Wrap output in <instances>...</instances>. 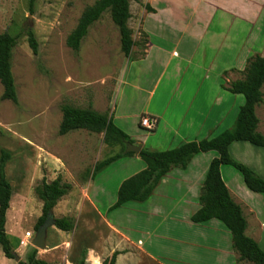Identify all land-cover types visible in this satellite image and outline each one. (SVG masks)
Wrapping results in <instances>:
<instances>
[{
    "label": "rangeland",
    "instance_id": "1",
    "mask_svg": "<svg viewBox=\"0 0 264 264\" xmlns=\"http://www.w3.org/2000/svg\"><path fill=\"white\" fill-rule=\"evenodd\" d=\"M242 1L249 4L254 0ZM94 2L36 0L30 11L29 0H0V34L7 33L16 39L11 70L18 99L17 104L1 100L3 89L0 84V149L11 153L5 168L12 187L5 228L15 254L14 259H7L0 248V264L24 261L29 251L35 249L32 246L20 247L19 240L23 239L25 232L32 233L31 240L35 235L42 202L35 195L34 188L43 177L47 182L54 180L57 165L62 163L69 171L65 172L68 179L79 181L81 175L85 172L89 174L97 162L121 151L120 146L105 144L102 133L76 130L60 135L62 106L91 107L99 113L114 116L115 124L127 134L144 135L138 125L140 113L148 101L144 93L151 89L162 63L170 60L173 50L187 58L194 50L191 69L184 73L201 77L207 71H203L202 66L206 69L208 60L213 61L217 43L224 40L227 44L224 61H215L210 66L212 81L218 79L217 73L223 65L239 66L237 70L225 74L224 85L243 78L242 71L249 58L264 55V10L258 17H253V14L249 29H246L244 22L249 19L246 13L251 11L252 14L253 7L243 11L240 25L215 8H222L227 3L238 6L239 0H129L131 18L128 26L137 43L129 57L121 52L119 33L108 12L103 13L89 28L79 51L75 52L67 47L66 38L75 28L83 10ZM230 24L231 30L225 34V40L220 30ZM29 31L37 41L36 54L27 42ZM203 33L205 44H197ZM239 55L240 61L237 59ZM143 60L151 61L146 72ZM196 62L200 63V69L196 68ZM140 86L143 92L138 91ZM262 93L263 100L257 106L256 114L258 131L264 135V86ZM235 97L242 105L243 97ZM239 108L240 105L236 104L235 110ZM233 124L225 130L231 129ZM229 154L264 180L263 148L247 142H235L230 146ZM216 156V152H208L199 155L198 159L205 161ZM133 157H122L95 175L94 181L104 188L100 197L103 207L116 201L117 187L123 180L145 167L140 158ZM220 168L223 180L243 203L244 210L246 206L251 208L243 211L248 222L246 235L264 251V196L248 190L235 168L227 165ZM61 178L64 182L68 180ZM57 204L53 217L74 218L78 223L77 229L63 233L54 226L49 227L45 248L36 249L37 258L52 264H77L92 243L106 240L101 233L92 232L88 226H83V231L80 229L82 220L77 219V209H69L65 203ZM142 205L140 202H129L110 211L108 218L121 231L128 232L134 243L137 240L150 243L154 253L159 254L160 261L167 264H177L180 260L213 264L217 253L207 248L217 241L211 234L208 235L205 227L195 224L191 229L182 222L176 224L167 219L146 227L140 212ZM145 228L150 230V236L145 235ZM181 240L193 245L182 244ZM219 243L226 248L224 241ZM230 249L232 251L231 239L227 250ZM91 257L93 264H99L92 251ZM227 262L252 264L233 256H227Z\"/></svg>",
    "mask_w": 264,
    "mask_h": 264
},
{
    "label": "trees",
    "instance_id": "2",
    "mask_svg": "<svg viewBox=\"0 0 264 264\" xmlns=\"http://www.w3.org/2000/svg\"><path fill=\"white\" fill-rule=\"evenodd\" d=\"M36 0H29L30 11ZM108 12L112 23L119 33L121 52L129 57L133 46L137 43L132 38V30L128 26L131 18L129 0H95L81 13L75 28L66 38V45L78 52L89 28L97 22L103 13ZM27 42L34 54L37 53V41L32 32L27 33ZM16 39L7 33L0 34V84L3 92L1 100L17 104V93L11 70L12 51ZM243 78L229 82L222 88L243 97V104L236 115L233 127L221 132L214 138L186 142L166 151H148L141 149L138 157L144 162L145 168L125 179L118 187L116 201L109 210H115L128 202H144L153 193L161 179L173 168L186 169L194 156L200 153L216 152L208 166L199 195V209L191 216L195 224L217 220L230 233L231 245L239 261L252 264H264V251L251 237L246 235L247 222L241 207L236 204L223 182L220 167L227 165L240 172L246 188L264 196V180L247 166L236 162L229 154V146L235 142H247L264 149V135L258 131L259 119L256 108L263 100L264 86V55H255L246 61ZM226 72L223 73L225 76ZM62 119L59 134L65 135L76 130H87L103 134V141L110 146H120L121 151L97 162L92 170V176L116 160L132 156L133 153L123 154L125 143L133 141L113 122L112 116L99 113L93 108H76L68 105L61 107ZM11 159L10 151L0 149V248L5 258L14 259L15 254L6 233V215L10 208L12 187L9 183L5 168ZM71 185L64 182L60 175L53 181L47 182L43 177L34 188V193L42 202L41 215L35 224L37 230L51 216L57 202L71 191ZM53 219L54 227L62 232L71 233L76 230L74 218L62 217ZM27 259L17 264H52L37 258L36 249L29 251ZM119 253L114 252L105 264H116ZM88 258L93 263L91 251ZM77 264H86L82 255Z\"/></svg>",
    "mask_w": 264,
    "mask_h": 264
},
{
    "label": "crops",
    "instance_id": "3",
    "mask_svg": "<svg viewBox=\"0 0 264 264\" xmlns=\"http://www.w3.org/2000/svg\"><path fill=\"white\" fill-rule=\"evenodd\" d=\"M262 1L263 0H254L246 4L244 1L239 0L238 6L236 3H233V5L227 3L222 8H215L221 11L225 16H229L231 21L235 24L240 25L243 22V11H247V8L250 6L253 7V13L250 14L251 11H248L246 16H248L249 19L244 22L246 24V29H249L250 19L252 20L253 17H258L264 10V2ZM243 4H245V6ZM230 27L231 24L228 28L220 30L224 34L225 40L227 39L225 34L230 32ZM204 34L205 33L199 36L200 39L197 44H205L203 38ZM206 47L208 48V45ZM226 47L227 44H225L224 40L217 43L216 53L212 57L213 61H211V59L208 60L209 63L206 69L202 66V69H204L203 71H207L205 76L203 75L201 77H194V75H187V73H184L186 70L189 71L191 69L194 50L190 58L181 57L180 52L178 53L176 50L172 51L170 60L162 63L161 71L151 89L144 93L148 101L145 109L140 113L141 117L138 121L139 128L145 132L144 135L135 134V136H131L121 129L133 141L131 144L141 145V149L143 148L148 151L171 150L186 142L214 138L225 131L228 125L234 123L238 113V111L235 110L236 104L241 106L242 102H238V97H235L237 95H233L222 88L224 85L223 78H225L223 73L237 70L239 66L235 67L232 64L227 66L223 65L219 73H217L218 79L215 81H212V77L210 76L212 70L210 66L213 65L215 61H224L223 58ZM217 54H219V58ZM237 59L240 61L241 56L239 55ZM145 60H143L144 63L142 66L146 72V67L151 61ZM196 63V68L200 69V63ZM143 77L144 75H142V78ZM138 91L143 92V88L140 86ZM116 111L117 109L115 108V112ZM144 116L153 117L157 120L156 126L152 131H148L141 127L140 119ZM112 118L115 124L114 116H112ZM123 154L126 153L123 152ZM138 154L136 155L133 153L132 156L139 158ZM201 154L202 153L194 156L186 169H171L161 179L152 195L146 201L140 202L143 204L140 212L146 227L157 223L158 220L160 223L165 219L172 220L176 224H178L177 222H182L191 229L195 226V223H193L190 218L200 207L198 199L209 163L213 158L218 156L213 157L211 160L204 161L203 159H198V156ZM57 166L56 177L60 175L68 179L69 176L65 174V172H69L66 166L62 163ZM144 168L145 167L141 170ZM92 170L89 171V174L87 172L83 173L79 181L75 180L73 182L68 179L70 181L67 180V183L71 185V191L61 198L57 204L58 206L65 203L69 209H77L79 212L77 213V219L82 220V224L79 225L81 228H79L83 231L85 230L83 226H88L92 232L101 233L104 237L103 240H106L99 242L95 241L89 246V249H85L87 250L85 254L86 264H93L88 258L89 250L94 253V259L97 260L99 264H105L114 252L119 253L116 257V264H167L159 260V254L154 253L150 243H145L142 240H137V242L134 243L128 235V232L121 231L115 222H112L108 218V213L111 211L109 209L115 202L105 207L102 206L100 197L104 193V188L94 181L95 175L101 171L92 176ZM221 178L223 180L222 174ZM223 182L228 188L233 201L241 207L242 212L247 209L251 210V208L246 205V209L244 210L243 203L239 201L238 196L234 194L227 182L224 180ZM239 193L238 191L237 194ZM102 210L104 211L101 212ZM52 212H56V206ZM76 224L78 226L77 221ZM200 225L205 227L204 229L207 231L208 235L210 236L211 234L215 241H217L215 244H210L207 248L217 253L213 264H228L227 256H233L237 259V255L234 253L233 249L232 251L231 249L230 251L227 250L231 236L221 223L217 220H210ZM145 235H151L148 228H145ZM155 237H157V234H155ZM181 241L182 244L193 245L190 242ZM221 241H224L226 248L219 243ZM67 261L68 263L70 262V260ZM177 262H180L177 264H193L192 261L190 262L188 260H180ZM71 264H75V262Z\"/></svg>",
    "mask_w": 264,
    "mask_h": 264
},
{
    "label": "water",
    "instance_id": "4",
    "mask_svg": "<svg viewBox=\"0 0 264 264\" xmlns=\"http://www.w3.org/2000/svg\"><path fill=\"white\" fill-rule=\"evenodd\" d=\"M141 150V145L131 144L129 142L125 143L124 153H134L138 154ZM53 216V214H51ZM51 216H48L44 223L36 230L35 235L31 241V246L35 249H44L45 248V238L47 229L51 226H54L53 219Z\"/></svg>",
    "mask_w": 264,
    "mask_h": 264
},
{
    "label": "built area",
    "instance_id": "5",
    "mask_svg": "<svg viewBox=\"0 0 264 264\" xmlns=\"http://www.w3.org/2000/svg\"><path fill=\"white\" fill-rule=\"evenodd\" d=\"M157 120L153 117L144 116L140 119V125L142 128L152 131L156 126ZM31 238L32 233L31 232H25L23 239L19 240V245L22 248H25L27 246H31Z\"/></svg>",
    "mask_w": 264,
    "mask_h": 264
}]
</instances>
